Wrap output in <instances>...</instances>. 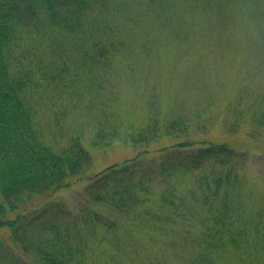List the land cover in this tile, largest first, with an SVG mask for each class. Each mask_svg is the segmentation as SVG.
<instances>
[{
    "label": "trees",
    "instance_id": "trees-1",
    "mask_svg": "<svg viewBox=\"0 0 264 264\" xmlns=\"http://www.w3.org/2000/svg\"><path fill=\"white\" fill-rule=\"evenodd\" d=\"M227 2L0 0V250L8 233L35 264H94L90 239L105 230L119 244L128 236L130 264L168 263L182 251L187 264H264L263 101L248 133L261 144L255 155L229 141L194 147L206 125L164 111L154 85L144 91V123L119 115L133 107L124 81L135 79L138 62L150 73L173 62L191 43L198 11ZM50 93L59 106L53 116L42 110ZM228 113L231 123L238 111ZM81 114L95 126L93 150L121 143L142 151L91 177L77 213L52 202L32 209L92 168L82 135L59 127L71 128ZM51 127L63 143L51 141Z\"/></svg>",
    "mask_w": 264,
    "mask_h": 264
},
{
    "label": "rangeland",
    "instance_id": "rangeland-1",
    "mask_svg": "<svg viewBox=\"0 0 264 264\" xmlns=\"http://www.w3.org/2000/svg\"><path fill=\"white\" fill-rule=\"evenodd\" d=\"M219 8L217 10L208 7L198 11L190 29L191 43L184 44L183 49H187L184 52L180 50L177 55L173 54V62H166L167 64L161 67L155 65L151 73L148 64L138 62L135 72L136 86L132 85L135 79L124 81L128 83V86H124L128 104H133V107H128V115H119L127 121L132 119L139 124L144 123L148 118L145 112L147 96L144 91L149 85H154L157 87L158 96L161 97L164 111L168 108L174 109L192 119L199 116L198 120L206 125L204 133L194 136V147L202 146L208 141H229L237 149L249 150L255 155L259 152L261 144L254 142L248 133L257 126L253 114L260 112L258 105L261 104H255L262 101L264 103V0L252 5L230 0ZM169 73L173 75L170 76ZM150 74L151 80L146 83L148 80L144 78ZM107 97H110V93L105 94V98ZM56 103L55 94L50 93L42 107L44 114L53 116L57 113L59 106H56ZM234 109L238 111L237 118L231 123L227 122L230 119L228 112ZM253 111L255 112L252 114ZM37 116L38 114L36 120ZM38 122L42 129L48 125L43 122L40 113ZM233 122H237L239 126ZM59 127L64 129V133L82 135L83 142L93 154V165L82 181L61 189L51 199H37V204L32 209L40 210L48 202H52L71 213H77L79 208L87 203L84 188L91 177L114 163L136 157L142 150H135L121 143L108 151L93 150L91 139L95 135V126L82 114L71 128L68 129V126L62 124H59ZM51 128L53 135L45 131L53 137H50L51 141L63 143L65 139L62 135L60 137L58 131ZM155 148L151 147V150ZM124 221L121 222L128 225V222ZM4 235L7 243L0 250V264H35L31 255L24 252L19 243L12 242L8 233ZM161 237L162 242H172L169 237L164 240L161 235H157L155 239L159 240ZM124 239L126 241L119 244L113 241L112 234L99 230L96 236L90 239L89 262L130 264L128 236ZM123 246L128 254L119 251ZM183 253L184 251L174 258L170 255L168 260L165 258L168 263L162 257L160 264L162 260L165 261L162 264H187V255ZM157 258L159 256L155 257V263Z\"/></svg>",
    "mask_w": 264,
    "mask_h": 264
}]
</instances>
